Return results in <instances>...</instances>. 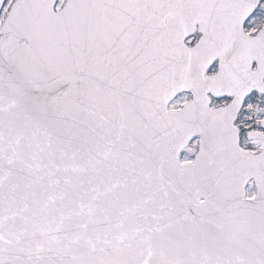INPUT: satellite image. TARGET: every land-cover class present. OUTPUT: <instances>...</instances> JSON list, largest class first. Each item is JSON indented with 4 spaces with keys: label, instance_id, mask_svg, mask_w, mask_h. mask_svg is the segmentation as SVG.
<instances>
[{
    "label": "water",
    "instance_id": "95a60500",
    "mask_svg": "<svg viewBox=\"0 0 264 264\" xmlns=\"http://www.w3.org/2000/svg\"><path fill=\"white\" fill-rule=\"evenodd\" d=\"M54 2L14 0L0 28V264H264V153L231 123L263 86L264 25L243 58L207 26L258 0ZM186 18L205 30L190 50ZM207 93L232 99L211 110Z\"/></svg>",
    "mask_w": 264,
    "mask_h": 264
},
{
    "label": "flooded vegetation",
    "instance_id": "af4514ba",
    "mask_svg": "<svg viewBox=\"0 0 264 264\" xmlns=\"http://www.w3.org/2000/svg\"><path fill=\"white\" fill-rule=\"evenodd\" d=\"M65 0H57L56 5H54V10L57 11V9H60L62 5L64 4ZM262 8V10H261ZM222 14L227 15V17L220 19H211L209 23H207V26L210 27L211 24L217 25V29L219 30L217 36L221 38H226L227 40L223 44H214L213 46L216 47H230V48H238L240 47V54L241 57L243 56V48L246 43V40L241 39V33L248 34L250 36H254L256 31L264 24V0H259V3L255 7L253 13L249 15L246 19H242L240 17V13H238L237 8L233 9H225L222 10ZM165 23V20H164ZM180 26H185L186 30L179 31V35L181 37V42L184 48L191 49L195 45L198 44V42L201 40V36L204 33V27L202 26L201 20H194L191 24L188 21V18H186V21L184 23H180ZM171 50L176 51L180 53L178 57L181 56L184 61L190 62L191 60H194L191 58L190 55L185 54L184 51H182L183 48L178 45L176 46H170ZM234 53V52H232ZM243 58V57H242ZM218 63V58L213 57L209 63V65L206 67V70L204 72V75L206 77H211L216 72V66ZM252 67L254 68V63L252 62ZM264 81V77H263ZM264 89V86H263ZM184 94L186 96V99L179 100V97ZM264 95V90L262 92H256L253 91L248 94V96L243 100V104L239 107L237 110V114L235 118L233 119V124L235 125L237 129L238 134V145L245 151H247L250 154H261L264 153V102H259L254 104V109L257 111V109H261L262 112L259 114L253 113L247 102L249 99H252L253 97ZM190 96L186 92H182L180 94L174 95L171 100L169 101V110L171 111H177L179 110L185 101L189 100ZM231 97L229 96H222V97H215L212 98L209 96V102L210 106L212 108L215 107H225L227 103L230 102ZM252 132H254L256 135L254 137V141H251L252 138ZM249 140V142H248ZM197 142V137L192 138L189 140V144H195ZM184 156L181 157V161L185 160H193L194 158ZM217 157H226V156H217ZM251 183H247L246 186H248ZM250 186V185H249Z\"/></svg>",
    "mask_w": 264,
    "mask_h": 264
},
{
    "label": "rangeland",
    "instance_id": "374dc122",
    "mask_svg": "<svg viewBox=\"0 0 264 264\" xmlns=\"http://www.w3.org/2000/svg\"><path fill=\"white\" fill-rule=\"evenodd\" d=\"M13 0H4V4L0 10V23L2 22V18L4 17V15L6 14V11L7 9L9 8V6L12 4ZM262 10V8H261ZM1 25V24H0ZM182 99H186V96L184 94H182L180 97H179V100L181 101ZM259 102H264V95H259V96H256V97H253L252 99H249L247 104L250 108V110L255 113V114H259L261 111V109H257V111L254 109V104L255 103H259ZM252 138H251V141H254V137H255V133L252 132ZM249 142V140H248ZM197 151V147L195 144H189L187 146V148L184 149V151H182L183 153H180V157L182 156L183 154V157L184 156H192L193 154H195V152ZM187 154V155H186ZM188 156V157H189ZM187 157V158H188ZM250 185V186H249ZM246 188H247V191H246V195L249 196V195H252L253 194V188L251 187V184H249Z\"/></svg>",
    "mask_w": 264,
    "mask_h": 264
}]
</instances>
